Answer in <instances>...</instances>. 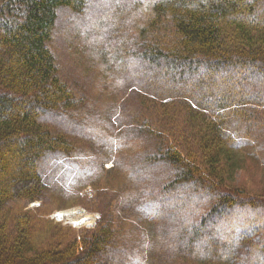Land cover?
<instances>
[{
  "label": "trees",
  "instance_id": "16d2710c",
  "mask_svg": "<svg viewBox=\"0 0 264 264\" xmlns=\"http://www.w3.org/2000/svg\"><path fill=\"white\" fill-rule=\"evenodd\" d=\"M89 1L0 0V151L3 147L6 152L0 154V170L8 168L12 157L23 160V167L0 178V264H118L111 257L117 255L115 249L122 248L118 239L133 226L138 205L117 209L115 203H105L107 189L101 191L98 181L105 168L97 171L100 163L95 161L105 149L110 155L117 151L119 144L112 136L120 139L124 132L129 136L127 143L135 141L129 149L134 152L143 146V151L133 158L134 166L109 167L106 171H111V178H105L106 182L118 181L120 185L126 173L133 178L135 170L155 165L146 180L135 178L132 185L137 187L140 181L147 183L143 189L157 192L151 214L160 220L161 228L166 219L167 235L177 223L176 236L191 238L185 249L199 259L195 264H264V198L248 196L230 183L241 169L240 162L249 157L264 167V0H156L144 36L140 34L123 47L121 52L127 57L120 60L129 63V53L136 55L130 49H139L141 63L146 64L140 67V81L149 86L140 87L141 93L132 103L123 98L112 101L120 112L111 120L108 115L92 114V123H81L92 129V134L78 130L81 136H76L71 128H44L39 113L52 109L81 118L76 110L85 96V81L74 80L79 77L80 62L73 65L76 75L62 74L57 53L60 45L67 56L74 47L59 41L65 32L59 31L58 23L62 9L79 12ZM168 22L169 34L160 36L158 26ZM88 47L97 62L89 67L86 80L107 59L95 42H89ZM135 58L138 60L135 56L131 62ZM234 70L238 74L232 73ZM13 100L23 107L5 109L6 102ZM31 104L36 107L34 115ZM143 109L148 112L144 114ZM185 114L190 117L189 126L195 124V133L188 132L190 127L179 129ZM107 121H112L113 127L104 133L101 129ZM45 150L52 151L50 156H73L77 151L84 155L86 176L98 181L90 198V211L96 219L92 231L73 233L72 226L45 216L64 207L52 195L61 183L53 185L48 174L43 180L42 170L38 176L33 172L35 159ZM234 151L243 158L237 159ZM159 174L161 179L156 178ZM143 189L135 188V193ZM200 190L203 193H197ZM188 191H193L191 196H182ZM201 194L204 197L198 198ZM82 199L77 193L67 202ZM34 201H40L41 206L27 210ZM175 208L183 214L180 220H176ZM193 212L199 214L196 221ZM206 234L218 242L215 248L209 241L199 243L200 247L193 242ZM222 234L231 243L221 242ZM205 244L213 247L205 251ZM243 244L245 250L233 252L232 247L242 248ZM169 246L174 252L173 245ZM167 249L168 243L155 264L167 262L163 261ZM177 258L175 264L185 260L182 255Z\"/></svg>",
  "mask_w": 264,
  "mask_h": 264
},
{
  "label": "rangeland",
  "instance_id": "374dc122",
  "mask_svg": "<svg viewBox=\"0 0 264 264\" xmlns=\"http://www.w3.org/2000/svg\"><path fill=\"white\" fill-rule=\"evenodd\" d=\"M154 2H156V0H90L87 6L79 12L67 8L62 9L61 13H59L58 25L59 31L65 32V36L63 35V38L59 39V41L64 44H68L69 46H73L74 48L71 49L70 54L67 56L65 52L61 51L62 46L60 45V51L57 52L59 56L58 60L62 66V74L64 73L68 76L72 73L76 75L78 72L79 77L78 79L74 80L85 81V96L82 99L83 101H80L77 104L79 106H77L76 112L78 114L80 113V119L78 117L72 118V116L66 113L54 111L52 109H41L42 112L39 113V117L40 121L46 123L44 128H51L53 131H56L57 126L61 127V130L71 128L76 136H81V133L78 132V130L92 134V129L83 126L81 124L82 122L86 121L88 123H92V121H90V116L96 113L99 115H108L109 119L111 120L112 116H117L120 112L119 106H112V101L123 98L129 103H132L136 100L135 96L141 93L140 87L144 90L149 86L148 83H142V81H140L142 73H139L140 67L143 69L146 64L143 63L142 65L141 63V52L139 49H130V51L136 53L135 56L138 57V60L135 58L134 62H131L135 56L134 54L129 53L131 57V60L129 61V63H131V68L129 63H124L120 60L123 58V55L124 57H127L124 52H121L123 47L129 45V43H131V41H133L140 34V36H144L145 30H147L146 27L149 25L148 23L151 22L153 15L151 5L154 4ZM70 29L73 30L74 34L70 31ZM158 30L160 36L168 35L169 31L171 30V24L168 22V24L164 23L159 25ZM57 32L58 30L55 31V34ZM53 38L54 41L58 39V37ZM89 42H95L96 46H100L106 53L107 59L105 62L100 64V69H96L91 75L90 79L86 80L89 67H92L97 62L96 55L91 52L88 47ZM77 56L79 57V60L75 58ZM77 62H80V66H78L76 72L73 65ZM232 73H237V71L234 70ZM151 77L154 78V76ZM152 78H150L151 87L153 86ZM127 81L134 82L128 83ZM198 85L200 86L201 83H198ZM159 87L160 86L154 87L156 92H159ZM92 91L95 92L94 96ZM87 93H90V101ZM6 104L7 106H5V109H7L8 106L14 105L15 111L24 105H21V103L16 100H13L9 103L6 102ZM30 108V113L34 115L36 107L31 104ZM187 109L188 108L186 106L183 107L185 112ZM147 112L148 111L146 109H143L144 114ZM206 114L207 112L204 113L203 117H205ZM187 119H190V117L185 114L182 121L184 122V125L180 123L181 125L179 126V129L182 127L184 131L185 127H190L188 132L195 133V124L189 126ZM103 120L105 122V118H103ZM112 127V121H107V125L101 130H103L104 133H107V130L111 131ZM100 128H102V126ZM114 130L116 129L114 128ZM59 136H61L60 133ZM170 137V141L173 142L171 134ZM183 137L185 138L186 135L184 134ZM59 138L61 139V137ZM128 138L129 136L125 132L123 137L121 136L120 139L119 136H112V140H115L116 143L118 142L119 149L117 151L112 150L111 155L109 153L110 150L105 149V151L103 150L95 161L100 163V167L97 168V171H101L103 168H105L102 179L99 178L98 180L101 182L100 190L102 191V189H107L105 203H115L117 209H121L124 205H127L128 208H131V206L136 203L138 205L136 208L137 212L134 210V214L136 216L134 220L131 221L133 226H131L128 231L118 239L122 241L120 244L122 248L119 250L115 249L114 251L117 255H114V257H111V259H114L118 264H155L156 259L162 251V248L165 252V246L168 243V249L166 251L168 255L164 254L165 259L163 257V261L167 260L165 264H175V261L178 260L177 256L181 255L185 258V260L182 261V264H195L194 261L199 259L192 258V254L187 251V248L185 249V242H189L191 238L188 237V235L184 236V239L180 238V236H176V228H178L177 223L174 224V228L171 231L169 230L167 235L166 219H164L161 228L159 223L160 220H155V215L151 214V211L155 210L154 206L157 205L154 200V197L159 196L157 195V192L152 190L150 187L143 189V186L147 183L140 181H137L139 186L134 187V184L132 185L133 179L135 178L146 180V177L150 174V172L155 170V165L152 166L151 164H148L145 168L139 170V172L135 170L133 178H131L129 173H126L125 180L120 185H118V181L106 182L105 178H111V171H106L109 169V167L116 165L121 170V168L126 167V165H135L133 158L137 157L138 152L139 154L142 153L143 146H141L140 149L137 148L134 152L132 147L131 150L129 149L130 144L135 141L132 140L127 143ZM186 138L188 140V137ZM177 145L179 144L176 143L174 146L177 147ZM56 149L52 150L54 155H56ZM4 150L5 148L2 147L0 151V154H3V156L6 153ZM52 151L45 150L42 152V154L35 159V163L32 166L33 172L36 175L40 172V170L44 171L43 180H47L46 176L48 174L52 177V182H54L53 185H56V182L61 183L60 187L56 188L57 191H53L52 195L55 201L62 203L64 207L62 206L60 208L52 209L46 212L45 216L55 221L53 218L54 211L74 206L66 210L73 211L78 214L83 212V214L76 216L73 213L72 218L77 219L83 217L84 221L70 220L76 225H70L71 222H68L70 223L68 225L73 227V233H77L82 229H88L89 231H92L95 227L96 219L93 215V212L90 211V198L96 193L94 183H97L98 181L94 182V178L86 176V163L84 161L85 158L84 155L79 151H77L73 156H50V152ZM130 152H133V154ZM234 152L237 153H234L237 156V159L241 160V158H243L242 154H240L238 151ZM22 164L23 160L20 157H12L10 164H8V168L6 170H0V178L5 177V175H10L8 173L16 171V169L21 166L23 167ZM240 164L239 166L241 169H239L238 172L233 175L232 181L230 182L231 186L243 190L248 196L264 198V167H262L257 161L252 160L250 157L247 158V160H244V162H240ZM143 169H145V172ZM89 170L96 171L91 167H89ZM146 174L148 175L146 176ZM156 178L161 179V175H157ZM127 186H130V189H128ZM135 188H142L143 192L140 194L135 193V191H137ZM85 190L86 193H84ZM77 193L81 194L83 199L77 202H70L69 204L67 201L73 200ZM192 193L193 191L182 192V196L188 197L191 196ZM197 193H203V191L201 192L200 190ZM174 196L181 197L180 195L176 194ZM199 196L200 198L204 197L202 194L197 195L198 198ZM181 199L185 200L186 198ZM138 202L141 204V206ZM38 206H41L40 201H34L29 203L26 209L34 211ZM199 208L202 213H204L206 210L202 209V205L199 206ZM15 210L12 205V214L15 213ZM178 211L179 209L176 210V208L173 210L174 214L177 216L176 220H180V217L183 216V214H178ZM192 211H194V209H192ZM239 213H241V210H239ZM192 218H194L193 221L198 220V212H193ZM220 226L223 225L220 223L218 224V227L221 228ZM184 229L186 228L184 227ZM163 231L164 235L166 236V240L160 235ZM207 235L208 234H206V236ZM207 237L198 235L193 242L198 245L201 242L209 241V243H211L215 248V245L218 242H216L215 239H212L211 235ZM225 238L226 236L222 234L220 241L223 243L226 241L230 242ZM169 243H171L175 248L173 249L174 252L170 248ZM175 243H178V245ZM213 246H208L205 244V248L203 250L206 251L207 248L210 250ZM198 247H200V244ZM232 250L234 253H240L242 250H245L244 244L242 248L238 247L237 249H233L232 247ZM118 252L121 254L119 255ZM222 253H226V251L223 250ZM199 258H201V256H199Z\"/></svg>",
  "mask_w": 264,
  "mask_h": 264
}]
</instances>
